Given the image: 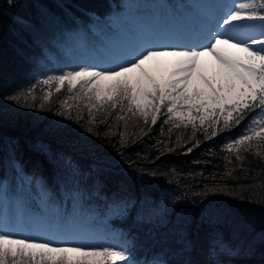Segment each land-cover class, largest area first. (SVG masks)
I'll list each match as a JSON object with an SVG mask.
<instances>
[{"label":"trees","instance_id":"1","mask_svg":"<svg viewBox=\"0 0 264 264\" xmlns=\"http://www.w3.org/2000/svg\"><path fill=\"white\" fill-rule=\"evenodd\" d=\"M119 3L0 0V177L9 176L11 185L15 171L39 179L55 201L59 189L68 188L65 160L81 172L96 202L134 201L128 214L111 222L139 261L264 264V160L255 148L243 162L223 148L242 121L211 136L208 122L195 121L194 129L188 121H169L162 106L153 124L133 117L125 101L123 110L95 111L89 123L88 109L78 111L86 107L79 90L67 97L64 87L53 90L47 101L19 95L33 86L44 48L56 52L55 38L79 24L101 23ZM13 95L19 104L7 99ZM155 205L163 209L151 214Z\"/></svg>","mask_w":264,"mask_h":264},{"label":"snow or ice","instance_id":"2","mask_svg":"<svg viewBox=\"0 0 264 264\" xmlns=\"http://www.w3.org/2000/svg\"><path fill=\"white\" fill-rule=\"evenodd\" d=\"M254 21L260 24L250 23ZM202 41L149 48L131 62L115 67L86 64L49 76L42 83L55 84L56 92L65 84L69 93L78 88L89 101L90 114L97 105L123 110L127 101V111L133 117L139 114L147 120L151 115L155 124L161 107L167 106L172 114L169 119H187L194 129L196 120L201 126L207 121L211 136L229 130L259 110L244 134L227 144V151L243 162V154L255 148L254 154L264 160V0H237L217 21L216 30H209ZM206 55L217 65L210 75L200 62ZM51 95V91L45 92L44 100ZM7 99L19 104L20 96ZM93 100L95 103H91ZM94 120L93 116L89 123ZM92 131L89 127V134ZM10 228L0 225V264H133L126 249L28 239L14 235Z\"/></svg>","mask_w":264,"mask_h":264},{"label":"rangeland","instance_id":"3","mask_svg":"<svg viewBox=\"0 0 264 264\" xmlns=\"http://www.w3.org/2000/svg\"><path fill=\"white\" fill-rule=\"evenodd\" d=\"M229 1L233 2L234 0ZM235 1L237 2V0ZM207 2L216 4L214 0H120L119 6L114 8L101 23L83 24L84 27L78 26L55 38L52 44L56 52L51 48H44L43 56L45 57L38 60L37 67L39 68L34 74V82H31L33 86L25 88L22 90L24 92L19 95L27 96L31 91L34 97L45 101V92L53 91L56 88L55 84L44 85L42 83L49 76L58 75L63 71L76 69L86 64L115 67L131 62L149 48V40L138 35L143 31L146 22L150 21L152 24L156 19L160 29L163 26L177 23L184 25L185 30H188L189 26L202 30L199 20L204 17L203 13ZM240 2H246V0H240ZM135 6L146 7L135 12L133 10ZM250 23L260 24L259 21ZM209 30L215 31L216 26ZM137 37H140L138 42L135 41ZM177 39L182 42L181 37ZM125 43L129 44L127 48L124 46ZM203 62L208 64L207 73L209 75L217 67L211 56H207V60ZM63 87L64 96L67 97L68 86L65 84ZM37 90L38 96H35ZM78 96L82 97L83 94L79 93ZM81 101L82 105L86 107H78L79 113L84 108L89 111L87 97L83 96ZM91 103H95V101L93 100ZM184 107L187 106L184 105ZM104 108L101 109L97 105L91 110L90 115L93 117L97 115L95 111L101 110L106 114L111 112L110 105H106ZM115 109H112L111 113ZM164 109L167 111V107ZM57 113H62V109ZM58 115L61 119H65V114ZM170 115L172 114L165 116L169 121L182 123L176 117L169 119ZM256 115H259V110L242 121L236 135L224 143V149H227V144L244 134L253 116ZM142 118L145 120L144 117ZM149 118L151 115L147 119ZM185 121L188 120L185 119ZM196 121L200 123L199 120ZM64 163L67 170L65 178L68 181V188H60L59 196H56L55 201L51 199L47 186L39 179L15 171L11 173V177H13L11 185L9 176L0 177V225L11 227L10 231L14 235L24 236L28 239H47L54 243L57 235L62 233L67 243H82L87 246L112 245L126 249L133 264H150L149 260L139 261L137 257L132 256L128 248L130 245L122 239L119 230L114 229V224L111 222L114 219L120 221L128 214L134 201L122 200L117 203H104L102 200L96 202L95 196H90L84 190L81 184V172L65 160ZM10 164L14 169L18 168V163L13 157H11ZM162 209L161 205H155L151 214L160 213Z\"/></svg>","mask_w":264,"mask_h":264},{"label":"bare ground","instance_id":"4","mask_svg":"<svg viewBox=\"0 0 264 264\" xmlns=\"http://www.w3.org/2000/svg\"><path fill=\"white\" fill-rule=\"evenodd\" d=\"M214 1H216L215 5L207 2L208 4L206 5L204 9V13H203L204 17H202L199 20L202 25V30H197L194 28V26L193 27L189 26V29L185 30L184 25L182 24L179 25L177 23H174L168 26H163L160 29L159 28L160 25L159 23H157L155 19L152 24H150V21L146 22V26L144 27L143 31L139 33L138 35H141L142 37H146L149 40V48L188 46L194 43H202L203 35L209 32L208 31L209 28L216 26L217 21L220 20V18L226 12L230 11L234 3H236L235 0L233 2L232 1L230 2L229 0H214ZM227 2H229L230 4L227 5L226 4ZM144 7L135 6L133 10L137 12L143 9ZM183 31H184V34H183ZM179 37L182 38V42H180L177 39ZM139 39L140 37H137L135 38V41L138 42ZM124 46L127 48L129 44L125 43ZM205 60H207V55L202 57L200 61L201 64L207 69L208 64L206 62H203ZM54 243H67V240L64 237V235L60 233L55 238Z\"/></svg>","mask_w":264,"mask_h":264}]
</instances>
